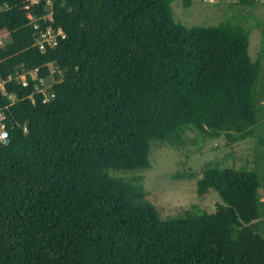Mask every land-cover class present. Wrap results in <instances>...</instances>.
<instances>
[{
	"label": "trees",
	"instance_id": "obj_1",
	"mask_svg": "<svg viewBox=\"0 0 264 264\" xmlns=\"http://www.w3.org/2000/svg\"><path fill=\"white\" fill-rule=\"evenodd\" d=\"M50 1L51 19L49 0H0L11 36L0 47V264H264L259 167L208 163L197 192L216 190V210L166 219L143 186L110 174L149 168L153 142L184 148L189 131L228 144L255 135L264 89L251 30L229 18L188 27L173 0ZM48 27L65 36L43 51ZM51 63L46 99L29 73L47 78Z\"/></svg>",
	"mask_w": 264,
	"mask_h": 264
},
{
	"label": "rangeland",
	"instance_id": "obj_2",
	"mask_svg": "<svg viewBox=\"0 0 264 264\" xmlns=\"http://www.w3.org/2000/svg\"><path fill=\"white\" fill-rule=\"evenodd\" d=\"M37 2L38 0H32ZM192 0L186 6L185 0H173L172 7L176 21L188 27L213 26L224 19H232L251 30L249 52L253 61H260L262 74L260 89H264V0ZM52 15V2L47 5ZM11 41L9 32L0 31V47ZM51 75L38 78L36 70L29 75L38 80L37 90L42 91L46 99L51 98V88L56 82L54 76L57 67L50 64ZM63 72L59 71L62 75ZM16 79L26 81L27 73H20ZM4 89V82L0 81ZM11 102L17 97L10 94ZM264 99V98H263ZM264 101V100H263ZM3 124V113L0 111V131ZM193 142L184 148H176L168 143L155 141L150 153L151 165L147 169L135 171L110 170V174L123 178L135 185H141L146 190V199L152 202L163 219L175 216L180 212L198 205L201 209L214 212L221 197L216 190H210L200 196L197 192L198 180L202 177L208 163L221 167L258 168V175L264 179V143H260V135L264 137V115L260 118L254 136L234 144H228L222 136L218 139L202 141L198 131H189ZM261 199L264 201V182L260 188Z\"/></svg>",
	"mask_w": 264,
	"mask_h": 264
},
{
	"label": "built area",
	"instance_id": "obj_3",
	"mask_svg": "<svg viewBox=\"0 0 264 264\" xmlns=\"http://www.w3.org/2000/svg\"><path fill=\"white\" fill-rule=\"evenodd\" d=\"M48 18H52V15ZM39 25L35 24V27L37 28ZM59 36H65V33L63 30H54L52 27H48L46 30H42L39 38L37 39V44L39 45L40 49L45 51L48 46H55L58 43V37ZM23 84H27L26 81H22ZM0 136L3 137V139H0L1 142H5L9 137V132L5 128V124H2V129L0 131Z\"/></svg>",
	"mask_w": 264,
	"mask_h": 264
},
{
	"label": "water",
	"instance_id": "obj_4",
	"mask_svg": "<svg viewBox=\"0 0 264 264\" xmlns=\"http://www.w3.org/2000/svg\"><path fill=\"white\" fill-rule=\"evenodd\" d=\"M9 142V140L7 139L4 143H8Z\"/></svg>",
	"mask_w": 264,
	"mask_h": 264
},
{
	"label": "clouds",
	"instance_id": "obj_5",
	"mask_svg": "<svg viewBox=\"0 0 264 264\" xmlns=\"http://www.w3.org/2000/svg\"><path fill=\"white\" fill-rule=\"evenodd\" d=\"M0 139H3V137H2V136H0Z\"/></svg>",
	"mask_w": 264,
	"mask_h": 264
}]
</instances>
